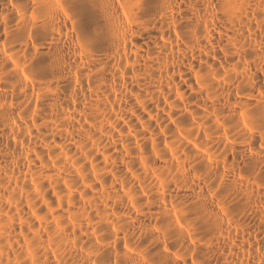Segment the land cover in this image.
Returning a JSON list of instances; mask_svg holds the SVG:
<instances>
[{
    "label": "bare ground",
    "instance_id": "1",
    "mask_svg": "<svg viewBox=\"0 0 264 264\" xmlns=\"http://www.w3.org/2000/svg\"><path fill=\"white\" fill-rule=\"evenodd\" d=\"M0 264H264V0H0Z\"/></svg>",
    "mask_w": 264,
    "mask_h": 264
}]
</instances>
